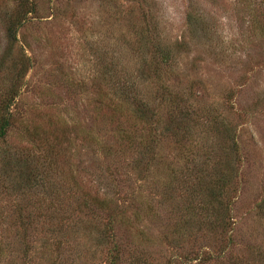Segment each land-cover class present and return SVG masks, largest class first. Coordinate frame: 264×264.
Segmentation results:
<instances>
[{
  "label": "rangeland",
  "instance_id": "1",
  "mask_svg": "<svg viewBox=\"0 0 264 264\" xmlns=\"http://www.w3.org/2000/svg\"><path fill=\"white\" fill-rule=\"evenodd\" d=\"M34 1L0 0V264H264V0Z\"/></svg>",
  "mask_w": 264,
  "mask_h": 264
},
{
  "label": "trees",
  "instance_id": "2",
  "mask_svg": "<svg viewBox=\"0 0 264 264\" xmlns=\"http://www.w3.org/2000/svg\"><path fill=\"white\" fill-rule=\"evenodd\" d=\"M17 15L13 17L16 22L21 24L25 23L28 20L29 15L36 12V3L34 0H15ZM18 33V28L16 29ZM11 36H16V31L13 32V29H9ZM12 90V88H11ZM14 94V93H13ZM13 94L7 96L6 100L0 102V140H5L8 137V134L12 127L13 115L11 112L12 107V98ZM17 94H14V98ZM228 226L225 224H220L215 228H218L219 231H225Z\"/></svg>",
  "mask_w": 264,
  "mask_h": 264
}]
</instances>
